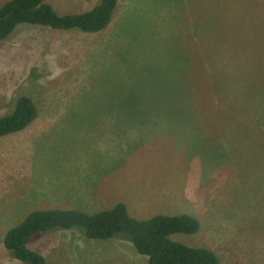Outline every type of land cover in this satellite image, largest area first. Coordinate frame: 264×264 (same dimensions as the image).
Returning a JSON list of instances; mask_svg holds the SVG:
<instances>
[{
    "label": "rangeland",
    "instance_id": "obj_1",
    "mask_svg": "<svg viewBox=\"0 0 264 264\" xmlns=\"http://www.w3.org/2000/svg\"><path fill=\"white\" fill-rule=\"evenodd\" d=\"M46 3L65 15L97 0ZM21 96L38 117L0 138V264H23L3 239L30 213L116 204L193 216L198 233L171 241L264 264V0H117L97 33L19 25L0 41V117ZM27 247L46 264H147L125 234L56 228Z\"/></svg>",
    "mask_w": 264,
    "mask_h": 264
},
{
    "label": "trees",
    "instance_id": "obj_2",
    "mask_svg": "<svg viewBox=\"0 0 264 264\" xmlns=\"http://www.w3.org/2000/svg\"><path fill=\"white\" fill-rule=\"evenodd\" d=\"M46 1L8 0L0 6V41L11 35L19 25L97 33L108 26L117 6V0H97V5L90 11L59 15ZM219 26L221 24L215 22L204 27L203 33L207 34L211 46L214 42L222 45L223 36L218 32ZM223 50L222 46L217 54H221ZM211 63L213 68V63L216 65L217 60L212 59ZM37 117L38 111L33 101L27 96L19 97L12 112L0 117V138L23 131ZM56 228L64 230L80 228L88 239L102 241L109 240L117 234H125L131 238L135 251L147 258V264H219L214 252L189 247L169 239L176 234H196L199 231V221L195 217L158 215L147 220H138L129 214L123 204H116L95 214L76 210L32 212L5 234L3 246L14 259L23 264H46L44 258L30 250L27 244L34 235Z\"/></svg>",
    "mask_w": 264,
    "mask_h": 264
},
{
    "label": "crops",
    "instance_id": "obj_3",
    "mask_svg": "<svg viewBox=\"0 0 264 264\" xmlns=\"http://www.w3.org/2000/svg\"><path fill=\"white\" fill-rule=\"evenodd\" d=\"M164 216H166V215H164ZM168 216H177L176 214H170V215H168ZM199 227H200V225H199ZM200 229V228H199ZM198 233V232H197Z\"/></svg>",
    "mask_w": 264,
    "mask_h": 264
}]
</instances>
